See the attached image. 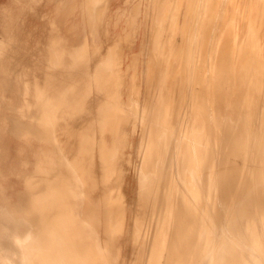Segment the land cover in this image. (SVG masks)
<instances>
[{
  "label": "bare ground",
  "instance_id": "6f19581e",
  "mask_svg": "<svg viewBox=\"0 0 264 264\" xmlns=\"http://www.w3.org/2000/svg\"><path fill=\"white\" fill-rule=\"evenodd\" d=\"M46 2L58 12L40 35L15 25L13 8L3 14L0 264H118L126 241L134 245L127 264H264V0L209 1L222 19V112L182 122L179 137L167 133L162 114L152 122L146 112L135 117L136 105L153 100L151 78L173 56L150 49L151 24L170 1ZM12 4L44 16L43 0ZM138 32L141 56L124 66V47ZM137 127L138 194L127 205L120 160ZM194 158L206 172L205 204L192 201L186 180Z\"/></svg>",
  "mask_w": 264,
  "mask_h": 264
},
{
  "label": "rangeland",
  "instance_id": "374dc122",
  "mask_svg": "<svg viewBox=\"0 0 264 264\" xmlns=\"http://www.w3.org/2000/svg\"><path fill=\"white\" fill-rule=\"evenodd\" d=\"M161 1L163 2L162 3L163 7L168 1H170V3H169L170 5L166 4L167 7L165 6V11L163 12V14L161 13L162 15H160L158 17L159 19L155 16L156 19H158V21L153 19L155 21V23L152 22L153 24H151V25L154 26L153 30H155V31L152 32L153 36H151V38L153 37V41H151L150 49H151V53H153V51L158 52L161 49L160 55H161V52H163L165 55L171 54L173 56H171V58L169 57L170 62H167V63L165 62L166 64L164 63V68H163L162 74L160 73V75H154L151 78L150 84H151L152 90L154 91L153 100L150 101V99H149V101L146 105H142V108H143V106L146 107V109L143 108V110L141 109V106H140L141 104L136 105L135 107L137 109V114L135 115V117L141 116L144 114V112H146V115L150 119V122H152L157 115L159 116L162 114V116L164 115L167 118L166 119L167 124L165 126V130L167 131V133L171 134V136H172L175 134V131H176L177 132L176 136L179 137L178 136L179 135L178 130L182 131L181 130L183 127L181 125L182 122H183V125L185 123V128H186L187 127V124H186L187 120H189L190 118H191L190 121L194 122V125H197V120L200 116L202 117V114H205V115L207 114L208 117L211 116L212 117L211 121H213L214 114L216 113V115L219 116L218 113L222 112L221 100L218 101V99H216V95L219 92L218 90H220V88H221V78H222V68H221V60L223 57L222 19L219 16L218 17L215 16L214 5L213 6L211 5L212 2L209 3L210 0H205L203 2V8H202V5H200L201 2L199 0H197V1L196 0H176V1L175 0H168V1L167 0H161ZM9 2H10V0H0V36L4 35L5 29H6L3 14L8 9V7L13 8L16 11V14L18 16V22L15 21V25L20 23V25L23 26L28 33H31L33 35L42 34L46 30L45 24L47 25L48 20L52 16H55L58 12V7L55 6L54 4L47 3L46 0H43V6L41 8L42 14L44 16L40 15V13L37 15L33 14L34 12H31V11L19 13L18 7L15 4H12L11 6H9ZM194 3H195V5H194ZM182 4L186 5V6H181ZM190 4H191V6H190ZM196 6H198V10H196L197 9ZM199 7L201 9H199ZM182 8H183V10H182ZM197 11L201 12V13H198ZM195 12H197L198 14L196 15ZM164 13H165V16H164ZM170 14H171V16H170ZM180 14H181V16H180ZM195 15L200 19L195 17ZM187 16H188V18H187ZM160 17H162V19ZM165 17H167L166 19L170 20V26H171V28H170L171 30L169 31L170 37L169 36L166 37L163 33V28L166 26V24H164L165 23ZM173 18L176 21H174ZM213 19H215V22H212V21H214ZM191 20H193V21L191 22ZM178 22L179 23L181 22V23L179 24ZM195 23H196V25H195ZM199 25H200V28L202 27L201 29H204L205 32L204 31L202 32V30L199 28ZM211 25H212V28H211ZM204 26H206V28ZM208 26H209V28H208ZM196 27L198 29V33H197ZM121 28L123 29V31H129V25L127 23V19H124L122 21V27ZM193 29L195 30V32L193 31ZM177 32H179L180 34H178ZM209 32L211 33V35ZM142 34L143 33H141V32L136 33V36L133 39L134 41H132L133 45L131 46V48L128 49V47H124L125 48L124 51L126 53L125 54L126 57L124 60L125 61L124 66H125V64L127 65V62L130 61V59L132 57L141 56L140 44H141L142 39H143ZM177 34L179 35V38L177 37L178 36ZM161 35H162V37H161ZM192 35H193V37H192ZM211 36H212V38H211ZM186 37H187V39H186ZM208 38L209 39L211 38V39L209 40ZM192 39H194V40H192ZM208 42H209V44H208ZM174 44H175V47L173 48ZM192 44H193V46H192ZM206 47H207V50H206ZM174 49L175 50L177 49V50L175 51ZM190 49H192V50H190ZM204 50H205V52H204ZM191 51L192 52L194 51L193 52L194 55L191 53ZM214 51H215V53H214ZM203 53H204V55H203ZM205 53H207V54H205ZM192 56H193V58H192ZM216 62L218 64H216ZM168 63H169V65H168ZM190 63H191V67H189L190 68L189 69L188 66H190ZM183 65H184V67H182ZM217 65H218V67H217ZM166 66H168V67L166 68ZM210 67H212V69H214V70H212ZM206 68H208V69H206ZM168 69H171V72L168 71ZM208 74H209V76H208ZM91 78L93 80L91 85L94 88H96L97 85H99V80H100V78L98 77V74L92 75ZM201 78L202 79L205 78V79L202 80ZM168 80H169V82H168ZM160 81H161L162 85L160 84ZM204 81H205L206 85L204 84ZM177 84H178V86H177ZM163 86H164V88H163ZM158 87H161V89L158 90ZM161 90L163 93L161 92ZM202 90H204V93H202L203 92ZM215 90H216V93H215ZM176 92H177V94H176ZM183 94H185L186 96L185 95L183 96ZM200 97H201V99H199ZM202 97H203V100H202ZM94 100L95 99L93 98V101ZM213 100H214V102H213ZM183 101H184V103H183ZM185 101L187 104L185 103ZM218 102L220 103V106H218V104H219ZM249 103H250V101H249ZM215 106H217V110H216ZM125 107L127 108V105H125ZM165 107H166L167 111L163 109ZM168 107H169V109H168ZM198 109L201 110L202 112L198 111ZM163 110L166 112L164 113ZM185 110H186V112H185ZM187 110H188V112H187ZM214 110H216V112H214ZM138 111H139V113H138ZM180 111H182V112H180ZM203 111L205 113H203ZM116 112H117V114H122L120 111H119V113H118V111H116ZM179 112H180V116H179ZM183 113L184 114L186 113V114L184 115ZM104 114H103V116H105L109 120V117H108L109 115H104ZM133 118H134V116H133ZM163 120H164V122H166V120L164 118H163ZM178 120L179 121L181 120L180 123H177V122H179ZM195 121H196V124H195ZM213 126H214V124H213ZM176 127H177V130H176ZM139 129H140V127H137V130L133 134L132 133L130 134L129 143L125 147L123 155H122V159L120 160L121 161L120 164H122L120 166L122 168H124V169L121 168L122 171H124V172H122L123 176H122L121 191L123 193L122 195L124 197L123 198L124 203L125 204L127 203V205H128V203H129V205H131V203L133 204L134 201L136 202V199H137L136 194H138V191H136V190H138V182H137V174H136L135 144H136V141L138 140V137H139V133H140ZM147 138H148V136H147ZM147 138H146V140H147ZM210 140H211L210 143L212 141H214V135H213V137L210 138ZM202 145H203V143H202ZM190 162H188V165H187L186 175L188 172L189 175H187V176L189 178L192 177L191 181L193 180V182H190L189 181L190 179L188 177H187V179L186 178L185 179L188 180V182H189L188 185H189V189L191 192V198L193 199L192 201H194V202L199 201L201 204H205V203H207L206 200L208 199L207 198L208 192H207V188H206L208 185H207L206 172L205 171L203 172L204 166L199 165L196 162L195 158L191 162L193 167L191 166ZM200 166H201V168H200ZM198 169L202 173L201 176H200V172ZM195 170L196 171L198 170V171L195 172ZM96 173L99 176L98 166L96 169ZM197 173H198L199 177H197L198 176ZM193 183H196L195 184L196 186L194 185L195 187L192 188ZM204 192H205V194H204ZM196 194H197V196H196ZM200 195H201V199H198V198H200ZM129 227H130V222H128V224H127V229ZM130 242L126 241V242H124V244H121L120 259H119L118 264H124V263L127 264V260L129 259L130 256H132V252L134 251V245L132 242L130 244ZM124 253H126V254H124Z\"/></svg>",
  "mask_w": 264,
  "mask_h": 264
},
{
  "label": "water",
  "instance_id": "95a60500",
  "mask_svg": "<svg viewBox=\"0 0 264 264\" xmlns=\"http://www.w3.org/2000/svg\"><path fill=\"white\" fill-rule=\"evenodd\" d=\"M238 162H239V161H238ZM147 213H148V212H145V211H144V213H143L145 219H147V217H148V216H147Z\"/></svg>",
  "mask_w": 264,
  "mask_h": 264
}]
</instances>
